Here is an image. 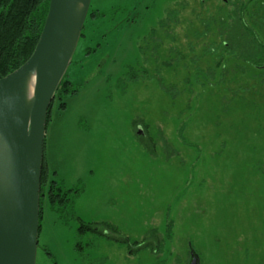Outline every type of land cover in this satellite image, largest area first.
<instances>
[{"label": "rangeland", "instance_id": "obj_1", "mask_svg": "<svg viewBox=\"0 0 264 264\" xmlns=\"http://www.w3.org/2000/svg\"><path fill=\"white\" fill-rule=\"evenodd\" d=\"M228 1L90 0L43 150L48 180L81 192L64 220L45 190L35 264H264V48L244 59L264 0Z\"/></svg>", "mask_w": 264, "mask_h": 264}, {"label": "water", "instance_id": "obj_2", "mask_svg": "<svg viewBox=\"0 0 264 264\" xmlns=\"http://www.w3.org/2000/svg\"><path fill=\"white\" fill-rule=\"evenodd\" d=\"M89 4L90 0H49L33 52L18 68L0 77V140L6 154L4 183L0 184V264L36 263L47 115ZM31 73L34 91L26 103L24 87ZM188 264H200L193 250Z\"/></svg>", "mask_w": 264, "mask_h": 264}, {"label": "trees", "instance_id": "obj_3", "mask_svg": "<svg viewBox=\"0 0 264 264\" xmlns=\"http://www.w3.org/2000/svg\"><path fill=\"white\" fill-rule=\"evenodd\" d=\"M249 1L250 0H236L234 2L238 3L239 6H241V10H243L244 12V10L247 9ZM199 3L201 6H203L204 0H199ZM224 3L228 5L229 3H231V1H228L227 3V0H224ZM48 6L49 0H0V77L5 76L6 74L18 68L31 55L41 33L44 20L48 11ZM179 12L180 11L177 7L168 9L166 18H161L158 21L159 26L161 28L166 27L167 20L178 22V17L176 15ZM196 17L198 18L197 15ZM197 18V21L194 20L195 22H200V24L207 23L206 26L209 25L208 23H210V25L213 22L215 24L217 23V19L214 16H211L209 20H204L201 18H199L198 20ZM238 19L239 23L243 24L241 19ZM244 29L248 30V28L246 27ZM246 33L244 34L247 35ZM249 33L252 39L251 41H254V43L256 42V47L254 51V53H256V60H253L254 57L252 56V53L250 55H244L245 57H243L245 60H251L255 63V61L263 59V55H261V53L259 52L261 49L264 48V45L260 44L259 38L253 33V31H249ZM155 34L156 30L153 27L149 37H153V35ZM194 34L197 39L199 38V35L201 33L198 30H194ZM154 43L155 46L153 47V51L156 52L159 44L158 41L155 39ZM226 45H228L227 42H224V46ZM190 51H195V46H192V44L190 45ZM261 51L264 52V49ZM216 52L217 47L210 46V48L205 49L203 53L214 54ZM140 53H143L142 48L139 51V54ZM177 55L182 54L178 51ZM143 61H145L144 58L142 59V62ZM196 61L197 59L194 60V62ZM166 64L168 65L170 63ZM129 69L130 71L127 72V75L125 74L124 76L125 79L121 78L118 83V86L124 88V85L122 84L125 83L127 80L129 81V83H131L132 80H136L135 78L137 77V75H135L134 66H129ZM142 72H146V70H143ZM159 84L162 85V82H159ZM76 91L77 88L73 84H71L68 79L65 78L64 74L55 91L54 98L59 97L61 99L65 95L74 93ZM64 106L65 103L62 102L60 107ZM50 108L51 105L49 107V111ZM49 111L47 115V122L49 118ZM45 190L47 192L50 209L57 213V215L61 219L63 218L64 220L67 219L70 215L73 217L75 216L73 210L74 199L81 192V188L79 187L65 188L63 183H61L60 180H57L55 178L48 180L43 155L40 178L39 231L41 227L42 217V197L45 193ZM76 218L79 219V225L77 226L78 236H82L87 232H95L104 235L103 231L99 229L96 222L90 223L85 222L78 217ZM105 225L110 226L109 223H104V226ZM75 245L78 250L81 249V244L79 241H77Z\"/></svg>", "mask_w": 264, "mask_h": 264}, {"label": "bare ground", "instance_id": "obj_4", "mask_svg": "<svg viewBox=\"0 0 264 264\" xmlns=\"http://www.w3.org/2000/svg\"><path fill=\"white\" fill-rule=\"evenodd\" d=\"M34 74L31 73L25 83L24 91H25V101L26 103H29L32 100L33 97V91H34ZM2 141L0 140V152L2 153V157L0 156V184L4 183L3 174H4V159H5V151H4V145L2 144Z\"/></svg>", "mask_w": 264, "mask_h": 264}, {"label": "flooded vegetation", "instance_id": "obj_5", "mask_svg": "<svg viewBox=\"0 0 264 264\" xmlns=\"http://www.w3.org/2000/svg\"><path fill=\"white\" fill-rule=\"evenodd\" d=\"M189 260H190V258H189ZM189 262V261H188Z\"/></svg>", "mask_w": 264, "mask_h": 264}]
</instances>
